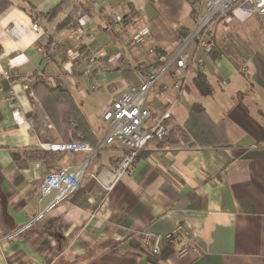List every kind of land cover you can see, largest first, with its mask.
Returning <instances> with one entry per match:
<instances>
[{
    "label": "crops",
    "instance_id": "obj_1",
    "mask_svg": "<svg viewBox=\"0 0 264 264\" xmlns=\"http://www.w3.org/2000/svg\"><path fill=\"white\" fill-rule=\"evenodd\" d=\"M10 1L0 13V264H264V19L217 28L204 72L192 76L188 100L165 121L169 135L140 153L132 175L110 191L100 182L114 180L123 156L112 146L89 162L75 195L52 205L54 194L40 202L42 181L74 169L87 154L42 146L72 142L81 113L92 133L87 143L96 146L105 110L139 85L137 67L172 54L194 29L193 6L67 0L48 19L25 8L44 15L62 0ZM84 16L89 33L75 34ZM143 26L151 32L144 46L129 44ZM117 55L112 65L86 73L90 57ZM177 97L173 87L155 89L147 103L153 119ZM195 103L203 113L192 116ZM177 227L174 252L163 259V239Z\"/></svg>",
    "mask_w": 264,
    "mask_h": 264
},
{
    "label": "built area",
    "instance_id": "obj_2",
    "mask_svg": "<svg viewBox=\"0 0 264 264\" xmlns=\"http://www.w3.org/2000/svg\"><path fill=\"white\" fill-rule=\"evenodd\" d=\"M89 1L94 4V0ZM190 2L196 21L194 29L172 54L158 56L156 62L160 63L159 67H155L156 62L155 65L140 64L137 67L139 85L127 90L105 110L101 118L105 127L104 137L96 146L84 142L42 146L43 149L54 152L86 153L87 158L72 170L64 169L48 175L40 185V202L54 194L52 205H56L75 195L81 188L89 162L112 146L121 149L123 156L113 173L114 180L106 183L101 176L100 182L110 191L111 185L123 176L132 175L140 153L150 149L152 143L164 141L169 135L165 121L172 117L173 109L179 101L188 100L187 87L192 76L204 72L205 60L217 46V28L223 25L230 27L234 22L242 24L250 17L264 19V0H190ZM87 23L88 17L80 18L74 27V33L88 34ZM113 23L118 26L122 19L115 16ZM33 30L36 33L42 31L38 23L33 25ZM150 34L147 26L140 27L129 36L128 43L142 48ZM149 53L156 55L157 51L150 49ZM72 57L77 58L78 55L74 53ZM118 58L119 55L104 61L92 56L88 59L86 73L91 74L96 65L99 69L112 65ZM166 77L174 79L172 85L164 81ZM172 87L178 92L177 100L154 120L147 105L150 94L155 89L167 91ZM181 231V227H177L169 237L178 236ZM152 252L156 256L161 254L160 240L156 241Z\"/></svg>",
    "mask_w": 264,
    "mask_h": 264
},
{
    "label": "trees",
    "instance_id": "obj_3",
    "mask_svg": "<svg viewBox=\"0 0 264 264\" xmlns=\"http://www.w3.org/2000/svg\"><path fill=\"white\" fill-rule=\"evenodd\" d=\"M66 1L67 0H62V3L57 8H55L53 11L49 12L48 14H44V15H40L32 5H27V7L25 8V11L28 12L29 15H31L34 18H36L37 16H39V17L42 16V17H45L48 19H52L57 15V13L60 11L62 5ZM10 5H11L10 0H0V13H2L4 10H6ZM68 23H69V21H68ZM64 25H65V23H63L59 27L61 28ZM157 53H158V51H157ZM158 54H160V53H158ZM160 55H165V54L161 53ZM55 92L59 96H62L64 98L61 100L60 104L67 106L69 99L65 95V92L63 90H60V89H56ZM198 113H203V110H202V107L200 104L195 103L192 106L191 114H192V116H194ZM76 120H77L78 125L74 129L75 139L72 142L87 143V141L90 140L89 138L92 136V133L89 131L88 121L82 113L80 114L79 117H76ZM97 142H98V139L94 138L93 143H97ZM176 238H177V236H171V237H167V238L163 239L162 244H163L164 249H163L162 254L160 255L163 259H167L169 256H171L173 254V252H174L173 241H175Z\"/></svg>",
    "mask_w": 264,
    "mask_h": 264
},
{
    "label": "rangeland",
    "instance_id": "obj_4",
    "mask_svg": "<svg viewBox=\"0 0 264 264\" xmlns=\"http://www.w3.org/2000/svg\"><path fill=\"white\" fill-rule=\"evenodd\" d=\"M153 93H154V91H152V93H151V94H153ZM93 120H94V121H96V119H95V118H93Z\"/></svg>",
    "mask_w": 264,
    "mask_h": 264
}]
</instances>
